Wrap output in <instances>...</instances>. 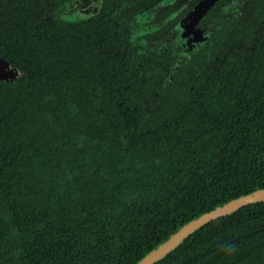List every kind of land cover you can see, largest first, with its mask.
I'll return each instance as SVG.
<instances>
[{
    "label": "trees",
    "instance_id": "trees-1",
    "mask_svg": "<svg viewBox=\"0 0 264 264\" xmlns=\"http://www.w3.org/2000/svg\"><path fill=\"white\" fill-rule=\"evenodd\" d=\"M64 8L0 0V55L20 71L0 79V264H136L189 220L264 187V0L224 8L178 62ZM154 264H264V200Z\"/></svg>",
    "mask_w": 264,
    "mask_h": 264
},
{
    "label": "flooded vegetation",
    "instance_id": "flooded-vegetation-1",
    "mask_svg": "<svg viewBox=\"0 0 264 264\" xmlns=\"http://www.w3.org/2000/svg\"><path fill=\"white\" fill-rule=\"evenodd\" d=\"M201 0H66L63 15L70 20L96 18L104 24V32L124 31L137 44L140 53L155 49L172 50L176 62L189 60L203 47L215 32L217 23L224 21L231 12L239 9L242 0H216L198 22L187 16ZM234 2L233 6L230 3ZM227 6V8L225 7ZM226 8V9H224ZM227 14H224V13ZM122 29V30H121ZM102 32L98 27V33ZM162 41L160 42V39ZM175 62V61H174ZM169 66V65H168ZM172 66V67H171ZM169 66L165 78L174 76L178 65ZM160 80L162 85L166 79Z\"/></svg>",
    "mask_w": 264,
    "mask_h": 264
},
{
    "label": "water",
    "instance_id": "water-1",
    "mask_svg": "<svg viewBox=\"0 0 264 264\" xmlns=\"http://www.w3.org/2000/svg\"><path fill=\"white\" fill-rule=\"evenodd\" d=\"M216 3V0H201L189 13L187 19L193 23L198 22L204 16L207 9ZM20 74L18 67L0 55V79L9 80ZM264 200V187L255 189L249 193L235 197L214 209L204 212L193 218L175 230L166 240L146 253L136 264H154L170 253L183 239L197 230L200 226L219 216L228 214L238 208L252 202Z\"/></svg>",
    "mask_w": 264,
    "mask_h": 264
}]
</instances>
